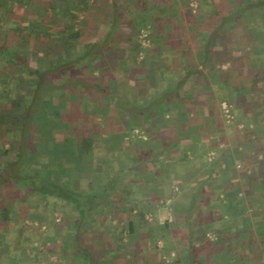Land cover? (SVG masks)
Segmentation results:
<instances>
[{
    "label": "rangeland",
    "instance_id": "obj_1",
    "mask_svg": "<svg viewBox=\"0 0 264 264\" xmlns=\"http://www.w3.org/2000/svg\"><path fill=\"white\" fill-rule=\"evenodd\" d=\"M11 1L14 5L16 2L21 3L23 1L26 2L27 0H7V3H10ZM52 2L59 4L57 10L49 15L51 21L56 24L58 16L60 17L64 15L63 8L66 4V0H52ZM237 2L238 0H168V2H166V0H90V3L94 5V14L92 17L89 16L86 18L85 23H83L82 20L88 13L82 12L79 15L76 20V27L81 29L82 36L76 44L70 46L66 45V48L70 54H76L89 47L91 44L90 42L102 41V36L99 34V31L107 28L112 18V10L109 9V7H111V4L113 5L116 3L115 5L119 10L118 21L122 24L120 29L123 33H126V35H131L140 47L135 58L136 61L143 58L146 50L150 48V46H153V37L149 34V29L151 27L153 33H156L157 36H159V42H164L165 45L162 46L164 51H168V46L166 44L170 41L176 49L186 45V54L174 50L172 55L168 52L169 55H167V58L164 60H157V67L159 70L157 78L161 79V68L165 66L164 64H169V57H175V54L177 55L176 57L180 55L179 58L182 57V62L180 63L185 64L189 60V56H193V54L197 53L195 51L197 48L196 41H199V39H197L198 37L196 36H198L199 29L204 28L207 25L208 17H206V15L208 13L206 12L209 11V13H211L216 7H222L225 4L233 7ZM12 3L8 4L9 8H11ZM199 3H201V5ZM200 6H202L201 10L199 9ZM262 9L263 14L259 19L264 23V7ZM102 16H104L105 19L101 22L99 17ZM214 17L215 19L218 17L216 16V13ZM214 17L210 18L212 22L214 21ZM18 18L19 16L15 15L14 22H17L19 20ZM245 18L247 17L243 16V21H245ZM254 20L255 18L253 17L250 19V21ZM156 21H158L159 25L154 23ZM208 24H210V21H208ZM162 27L165 28V30L167 29L166 33L163 32ZM31 32L36 33L34 30ZM5 33L4 35L0 34V42L6 41L7 48L16 55H18L21 50L24 51V49L30 51V55L26 57V60H33L35 62V68L40 70V72H43L44 69H48L52 66L51 61L53 55L51 56V54L44 53L39 49L44 45V41H37L33 45L34 49H30L28 45L23 44L19 39L13 42L12 39H10L9 34ZM115 38H119V34H117ZM114 40L107 45L110 49L107 50V53H105L106 55H103L104 47L101 49L97 48V52L93 53L92 57L82 60L79 64L81 66L80 69L71 68V66L61 72L59 71V75H51V79L42 78L39 73L29 76L21 75V73L16 72L18 64H5V62L0 60V78H3L4 81H0V92L6 87L4 84H6L5 82L7 80V83L10 82L9 84L12 86V90L16 95L24 96V98H27L28 100L31 98L30 105L32 110L38 105H43L45 100L48 99L50 94L48 87L51 84H61L63 82H70L72 84L76 82L80 84L76 91L71 92V89H69V91H67V89L66 94L63 97V100L65 101L64 105H69V98L72 101H75L74 110L76 111L77 109L75 107H77L79 114L76 117V124L74 122L71 123L70 128L62 126L59 129H56V127L53 126L55 139L63 140L64 133L72 130V124L79 128L81 125L83 126V124L87 123L86 129L91 131L93 130V122L101 123L103 115L106 114H110L113 117L111 120H108V123H112L116 126V129L111 134V138L109 137L110 139H108V134L106 132H101V140L95 141V152L90 155V158L95 160L93 171L91 173L85 170V164H81V167L77 168V170L74 169L73 165L76 161L74 157L69 158V156H65L64 154H49L48 151L42 150L41 147L34 153H31L28 148L22 147L23 153L22 155H19L17 154V151H19L20 145L24 144V142L26 145L28 144L26 141L28 139L26 132L24 130L22 131L20 126H16L10 134L9 132L0 130V150H6L13 145V150L6 155L4 154L0 156V212L2 203L4 202L8 207V214L13 216L11 220L14 222L21 220V224L24 223L23 229H26L25 235H30V238L25 240L24 243L23 241L19 243L20 248H22L21 252L24 254L23 248L29 249V252H31L36 246H39L41 253L39 258H37L38 261L36 264H51L52 261L62 262V264H70L73 256L69 254L67 248L71 245L69 242L73 239L80 210L76 208L74 203L71 204L66 200L62 201L57 199L54 197L55 195L48 194L44 189L37 190L35 187L36 179L32 177V175L31 177L22 176L23 179L18 180L19 178L15 175L16 173H13V167L20 163L24 164V168L28 170H35L36 177L54 178L62 184L70 182L71 187L73 188L78 186L80 178L86 177V185L90 189H92V186L96 181H105L108 178H114L115 181L109 180V186L111 184L117 185L116 178H120L122 168H126L128 164L134 166V169L129 170V173L124 175L125 181L118 182L116 192L119 194L116 193V195H110V201L107 203L113 205L109 206V209L108 207H105L104 209L101 202L93 205V213L84 220L82 229V232L88 230L89 238H84L82 242L88 244L92 252L115 251L117 250V247L125 250L130 247L131 249L141 248L142 252H146L145 244L136 241L134 233L129 232L127 229V221L132 218L138 227L141 225V230H143V232H141L140 236H145L147 234L150 239H148L151 243L149 254L152 256H158L159 259L155 260L158 264H188L187 252L189 248V238L187 235V228L183 226V221L184 216L188 213L190 207V199L193 201V193L196 190L190 192L187 191V188L179 187L178 181L169 178L168 174L174 167L178 171H185L192 167L189 160L196 157H203L204 149L199 150V152L194 154L190 150L192 156L189 151H187V156L185 157L183 154L184 148H182V146H184L183 144L186 142H189L185 130H182V138L178 147L172 148L166 152L163 151L158 153H156L157 146V148H154L152 143L151 147L144 144L143 141L148 140L144 128L133 125L130 128L126 127L123 130H117L121 126V114H128L130 110H139L134 104L140 105L148 101L151 98V95L154 94V89L158 83H152L149 75H147V77L142 75L135 79H132L128 75L125 76L126 73H124L121 65H124L129 57L126 55L122 56L125 52L123 53L122 51H119L120 56L116 60L111 59L112 56L116 54L114 48L118 47V42ZM52 43L61 44V39L52 36ZM127 46L126 48L129 50V47ZM128 50L127 52H129ZM152 52L153 55H158L160 53L159 50L157 51V47ZM166 54L167 53L164 52V55ZM102 58L109 61L113 66H116L118 68L116 70H118L119 73L115 75L114 78H111L108 83L102 84L97 83V77H94L93 79L96 83L92 80L93 83H90L88 89L85 84L88 83V78L91 75L101 76L100 74L102 73H100L99 68L102 69V72L106 69L103 66L105 64ZM175 64L179 63L172 60L171 65L175 67ZM174 67H172V69H174ZM198 68L202 70V76L196 73L190 78L189 87L191 90L184 93L185 101L180 102V107L184 111L190 110L188 107V100H186L185 97L193 93L192 88L193 86H197L196 83H198V86L203 90L209 89L213 95L215 94L214 90L217 86H215L216 82L212 81V73L207 74V68L203 66ZM131 70L132 69H128V71ZM172 74L173 71L170 72L171 76ZM50 80L53 81L51 82ZM165 80V77L159 80V84H166V86H168L167 84L170 82ZM34 88H36L35 92ZM3 97L0 95V110H7L9 104L5 102L7 101L6 96L5 98ZM116 105H121L123 108L122 113H120V108ZM172 106L173 105H171V107ZM88 107L89 112L82 115L84 110ZM105 107L106 110L103 115L95 114L94 117H92L93 112L101 111L105 109ZM214 108L216 113L215 117L218 122L227 125H234L237 116L235 115L236 111L233 101L225 100L219 105L215 100ZM176 109L177 108L175 107L159 111H163L165 116L170 115V112L172 111L175 112V115H179L180 113ZM9 112L11 114L13 113L11 111ZM145 126H147V124ZM75 132L76 137L78 136L76 139L79 140L81 132L80 130ZM37 133L38 132L34 131V134L37 136L35 138L36 142L40 141L38 140ZM72 144V152L78 156L79 152L77 146L75 143ZM157 144L159 145V142ZM31 145H34L32 144V141H30V146ZM152 153L156 155L157 160L155 158L153 162H149L145 158ZM85 159L87 158L81 157V155L78 158L81 162H84ZM64 161H66L67 164V170L64 173H62L61 170L56 171L52 165L48 166L49 164H52V162L63 163ZM168 161L172 164L170 170L167 171L168 173H159L158 170L165 169L166 162ZM159 162H161V164ZM144 165L145 168L156 167L157 172L153 173V171H151L146 173V169L142 168ZM241 166H243V164H241L240 167ZM48 168L50 170H48ZM261 173L262 174L257 171V174L262 178L264 177V171ZM68 174H72L73 177H70ZM12 177L14 179H11ZM260 179L258 181H250L251 186L242 185V188H240L241 191H246V193L244 192L241 194V197L243 198L242 209H246V212L242 211L240 214H231L225 218L220 211H214V213H211L209 219H204L203 222H201L205 226H208L209 224L215 223L216 218L217 220L226 219V222L232 226L231 229L235 230L233 236H231L229 240L223 241L221 240L220 229L225 222L216 221L214 229L207 232L209 241L205 242L203 239H193V253L191 252V256L194 257V255H196L199 264H209V256L210 254L212 255L209 242H215L216 240L225 243L223 247L224 253L227 252L229 248H231V252L238 251L242 248L244 249L245 246L241 241L243 238L249 239V241L245 243L246 248H248L249 251L256 250V244L255 242L253 243L250 241V237L251 235L256 236L259 232L264 234V216L262 217L263 221H260L261 225L254 226L251 217V214L253 215L254 212L252 211V208H248V205H255L261 200L264 185H258ZM82 184L83 183H81V185ZM127 185L130 186L128 194L125 190ZM254 187L260 189L261 194H249L247 192V190L250 191L249 189L254 190ZM243 188L245 189L243 190ZM120 194L127 195L129 198L130 202H128V209L126 211L120 209L119 201L122 198ZM207 196L208 195L204 192L199 198L205 199ZM196 199L198 198L196 197ZM9 202H13L12 205L8 206ZM175 203L183 204L186 208L185 211H179V208L176 207L177 204L174 205ZM202 208H205L203 207V204L193 203L194 213L192 215L196 218L197 223H200V221L198 222V215H201L200 210ZM140 212L143 213L142 220L139 219L138 214ZM205 215L206 214H204V216ZM8 223H10V220L6 222L0 221V233L8 232V229H10ZM240 226L242 227V230L246 232V235H244L242 239H237ZM68 232H70V234ZM68 234L69 236L66 237ZM262 241L261 244H264V240ZM257 245V247L260 246L259 242ZM12 252L13 249L6 241L1 243L0 256H4L6 259V257ZM65 252H67L66 255L64 254ZM63 254L65 257L61 258ZM6 264H8L7 259ZM220 264H223L222 259L220 260ZM251 264H253V262Z\"/></svg>",
    "mask_w": 264,
    "mask_h": 264
},
{
    "label": "trees",
    "instance_id": "obj_2",
    "mask_svg": "<svg viewBox=\"0 0 264 264\" xmlns=\"http://www.w3.org/2000/svg\"><path fill=\"white\" fill-rule=\"evenodd\" d=\"M15 2V1H14ZM168 2V0H166ZM7 0H0V34L4 35V33H8L10 36V39H12L13 42L17 41L18 39L22 41L23 44L28 45L30 49H34L33 45L37 41H44V45H42L39 49L43 51L44 53L51 54L52 61H51V67L48 69H44L43 72H40V70L36 69L34 64L35 62L33 60H26V57L30 55V51L24 49V51H20L18 55L13 53L11 50L7 48V42H0V60L5 62V64L10 63L12 65L18 64V68L16 69V72L21 73V75L29 76L33 75L35 73H39V75L42 78L45 79H51V75L58 74L71 67V68H77L80 69L81 66L79 65L83 59L90 58L93 56V53H96L97 50L102 47H104L103 55H106L107 50L110 49L107 47V45L113 41L118 42V47L114 48L116 51L115 55L112 56L111 59L116 60L120 54L119 51H122L125 54H122V56L126 55L129 57L124 65H121L123 67L124 73H126L125 76H129L132 79L138 78L139 76L147 75L150 76L152 83H158L156 84V87L154 89V94L151 95V98L146 101L143 104H134L136 107L139 108L136 111H129L128 114L122 113L123 108L121 105H116L120 108L121 114V126L117 130H123L124 128L132 127L133 125L144 128L146 135L148 136V140H144V144L151 147H156V153L163 152V151H169L172 148L178 147L181 141V133L182 126L186 125L189 122V115L184 114L183 109L181 106V101L184 100V93L186 91H190V78L198 73L201 75V69L198 68L197 65L191 64L190 62L183 64L180 67H176L172 69L171 64H164L161 68V76L163 79L165 77L166 80H168L170 83L166 84H159L160 78H157V73L159 72L157 67V60L160 59L164 60L167 58V55L173 54L174 50L180 51L183 54H186L185 47L186 45H183L181 48H174L172 45V42L170 41L168 44V51H164L162 49V46L165 45L164 42H159V36H157L156 33H153L152 27L149 29V34L153 37V46L148 48L146 50L145 55L143 58H141L139 61H136L137 53L140 49L139 45L136 43V41L132 38L131 35H126V33H123L120 29L121 22L118 21L119 16V10L116 7L115 4H111L109 9L112 10V18L109 22L107 28L104 30H100L99 34L102 36V41H96V42H90V46L87 47L85 50L78 52L76 54H70L67 46L74 45L76 42L80 39L82 36L81 29L77 26L76 20L78 19L79 15L82 12L88 13L85 18L82 20L83 23H85V19L89 16H93V8L94 5L90 3V0H66V4L63 8L64 15L58 16L57 23H53L50 19V13L52 14L57 10L59 7V4L53 3L52 0H27L26 2L23 1L21 3L16 2L12 3L11 8H9ZM201 5V3H199ZM206 6V5H205ZM216 7V6H215ZM264 7V0H238L236 5L229 6L225 4L222 7H216L213 12L208 13L206 17H208V21H210V24H208L204 28L207 27H214V31H212L210 34L203 33L202 29H200L198 32L199 41L200 38L206 41L209 39V41H206V44H210L212 40L217 41L219 39H222L225 35L220 33L217 34V31H222L223 29H231L234 31L235 29L241 27L246 28V32H239L240 34L235 36L237 39L241 38V42H245L247 44L246 47H250L253 44V41L255 38L262 39V42L264 43V34L261 38V33L256 34L259 27L261 25L264 26V23L261 22L259 17L263 14V8ZM202 6L199 7L201 10ZM206 8V7H205ZM108 9V8H107ZM190 12V11H189ZM215 13H216V19H215ZM15 15L19 16V20L17 22H14ZM243 16L247 17L245 18V21H243ZM90 17V18H91ZM214 17V21L212 22L210 18ZM255 18L254 21H250L251 18ZM105 19L104 16L99 17V20L101 22ZM249 20V21H248ZM79 21V20H78ZM81 21V20H80ZM264 21V20H263ZM155 24H158V21L154 22ZM212 23V24H211ZM262 23V24H261ZM159 25V24H158ZM162 26V25H161ZM36 31V33H33L31 31ZM218 31V32H219ZM223 30L222 32H224ZM5 33V34H6ZM119 34V38H115V36ZM52 36H56L61 39V44H53L52 43ZM230 37V36H229ZM233 37V34H232ZM128 43V44H127ZM157 43V44H156ZM206 44L203 45V54L204 56H208L207 52V46ZM32 45V47H31ZM128 45V46H127ZM129 47V50L126 48ZM157 47V51H160V56L153 55V50H155ZM98 48V49H97ZM164 48V47H163ZM172 49V50H171ZM26 50V51H25ZM127 50L129 52H127ZM164 52L167 53L164 55ZM169 52V54H168ZM264 52V51H263ZM262 52V53H263ZM22 53V55H21ZM127 53V54H126ZM250 50L247 49L246 53L243 52L242 57L245 58L246 62L245 65L239 66V71H246V73H251L254 78V81H259L260 79L264 78V65H256L254 67L251 65V56H250ZM156 56V57H155ZM233 56V54H231ZM241 54H236V57L241 61L243 58L241 57ZM102 57V56H100ZM159 57V58H158ZM188 57V56H187ZM226 58V57H225ZM103 59V58H102ZM244 60V59H243ZM103 65L106 69L104 72H102L101 68H99V71L101 76L97 75H91L88 79V83L86 84V87L89 89L90 83L96 81L93 79L94 77H97V83H108L111 78H114L115 75H117L119 72L116 66H113V64H110L109 61L104 60ZM112 61V60H111ZM1 62V61H0ZM243 62V61H241ZM148 64V65H147ZM108 65V66H107ZM118 66V65H117ZM147 67V68H146ZM128 69H132L131 71H128ZM178 69V70H177ZM207 69H209L207 67ZM212 69V68H210ZM218 70L221 72V69L218 67L215 68L214 73H212V79L217 80V72ZM60 71V72H59ZM173 71L172 76L170 75V72ZM15 72V71H14ZM49 74V75H47ZM114 75V76H113ZM62 76V75H61ZM48 77V78H47ZM165 80V81H166ZM0 81H3V78H0ZM51 81V80H50ZM53 81V80H52ZM51 81V82H52ZM4 82V81H3ZM92 82V83H93ZM216 82V81H215ZM4 84L6 87L3 88L2 92H0V95H2L3 98H7L6 103L9 104V107L7 110H0V130L4 132L11 133L12 130L15 129L16 126H20L22 131L24 130L26 132L27 136V142L28 146L24 142V144L20 145L19 151H17V154L23 153L22 147L28 148V150L32 153L38 151V149L41 147L42 150L48 151L49 154H64L65 156L74 157L76 159L73 167L77 170V168L81 167V164H85V170L91 173L93 171L94 167V161L92 158H90L91 153L93 154L95 152L96 146L95 141L101 140L100 134L101 132H106L108 134V139L111 138V134L116 129V126L112 123H108V120L112 119V115L110 114H104L105 109L99 110L98 112H93L92 117H94L95 114H101L103 115L102 122L101 123H95L93 122V130L88 131L86 129L87 123L81 125V127H75L73 124L71 126L72 130L67 131L64 133L63 140H57L55 139V132L54 127L56 129H59L62 126L69 127L71 123H74L76 121V117L78 114V108L75 107L77 110H74V103L75 101H72L70 98L68 100L69 105H64L65 101L63 100L64 95L66 94V90L69 91L71 89L72 91H76L77 88H79L78 83H70V82H63L61 84H51L48 89L50 90V94L48 96V99L45 100V103L42 105H38L34 110L31 109V98L28 100L27 98H24V96H18L16 93L12 90V86H10V82L7 83V80ZM257 82H252L251 86L248 88V92L253 91L254 87H257ZM36 88H34L35 92ZM264 94V93H263ZM261 93V97L254 101L253 103L256 105V107L261 108L264 114V95ZM44 101V100H43ZM63 103V104H62ZM237 104V102H236ZM239 104V101H238ZM171 105L176 106V110L180 113L179 115H175L174 111L170 112V115L165 116V113L163 111L159 110H166ZM243 105V104H242ZM71 107V108H70ZM100 109V108H98ZM243 113L246 114L243 107L240 108ZM175 110V111H176ZM13 112L12 114L9 112ZM89 112V107L84 110L82 115H85ZM242 117H246L245 115H239L238 118L241 119ZM264 117V116H263ZM93 121V120H92ZM76 124V122H75ZM147 124V126H145ZM186 124V125H185ZM54 126V127H53ZM264 126V124H263ZM82 128V129H81ZM175 128V129H174ZM77 130H80L79 140L76 138V132ZM34 131L38 132V142L35 141V138L37 137L34 134ZM252 135L249 136V143L252 144L253 141L257 142L256 146V152L262 153L263 156L261 160L257 162L258 167V173L262 174L261 172L264 171V127L255 128V130L251 131ZM78 134V133H77ZM97 135V136H94ZM110 137V138H109ZM30 141H32V144L30 146ZM159 142V145L157 144ZM37 143V144H36ZM72 143H75L77 146V150L79 152V155L76 156L75 153L72 152ZM26 145V146H25ZM11 150H13V145L11 148H8L6 150L1 151L0 150V156L8 154ZM155 151V150H154ZM173 154V153H172ZM184 156H187V151L183 152ZM87 158L84 162H81L78 160L79 156ZM156 158V155L152 153L149 156H146V160L149 162H153ZM157 160V158H156ZM178 161V160H177ZM157 162V161H155ZM158 163V162H157ZM161 164V162H159ZM52 165L56 171L61 170L62 173H64L67 170V164L66 161L62 162H52V164H49L48 166ZM172 164L170 161L166 162L165 169L158 170L159 173H166L170 170V167ZM134 166L127 165L126 168H122V173L120 178L117 179V185L118 182L124 180V175L126 173H129V170L134 169ZM145 168V165L142 167ZM25 169V170H24ZM72 169V168H71ZM146 173H149L153 171V173L157 172L156 167L152 168H145ZM151 169V170H150ZM48 170H50L48 168ZM70 170V169H69ZM73 170V169H72ZM13 173H16L15 175L19 178L18 180L23 179L22 176H30L34 177L36 179V185L35 187L37 190L44 189L45 192L48 194L55 195L57 199H60L62 201H68L71 204L74 203L77 209H79V219L76 223L75 232L73 234V239L69 242L71 245L69 246L68 251L71 256H73L72 261L70 264H100V259L98 256L91 251V248L88 244L83 243L82 240L84 238H89L88 230L83 229V223L84 220L93 213L94 210V204L100 203L105 207L112 206L113 204L107 203L110 201L109 197L110 195L114 194L116 195L117 191V185L111 184L108 185L109 180H113L114 178H108L105 181H96V183L93 184L92 189L88 188L86 185L87 178L82 177L79 179L78 186L73 188L71 187L70 182H67L66 184L60 183L58 180L54 178H46V177H36L35 173L36 171L28 170L24 168V164H16L13 167ZM168 173V172H167ZM70 177H73L72 174H68ZM49 177V176H48ZM11 179H14L13 177ZM17 179V178H16ZM26 179V178H25ZM119 179V180H118ZM125 181V180H124ZM115 182V181H114ZM113 182V183H114ZM80 183V185H79ZM81 183H83L81 185ZM134 183V182H132ZM128 184V182H127ZM203 185V184H202ZM258 185H264V177L260 179L258 182ZM127 191V194L129 193L130 186L127 185L125 188ZM205 192L204 186H199L196 191L193 193V201L190 199V207L188 209V213L184 216L183 226L187 228V235L189 240V248L187 252V261L188 264H199L198 258L196 255L194 257L191 256L192 247H193V239H200L209 241V238L207 236V232L214 229V226H216V221L219 222H226V219L217 220L213 224H209L208 226H205L203 223L204 219H209L211 213H214V211H220L223 212V208H232V214H240L243 211V198L236 197L234 199H228L226 204H222V200H218V202H214L210 199L209 195L207 198H199V196H202V194ZM46 193V194H47ZM122 193V192H121ZM119 194V193H118ZM122 198L120 199V209L123 211H126L128 208V202L129 198L127 195L120 194ZM196 195V196H195ZM196 197L198 199H196ZM107 199V200H106ZM205 202V204H204ZM193 203L195 204H203V207L200 210L199 220L200 223L196 222V218L193 217L194 209H193ZM208 207V208H207ZM207 208V212H206ZM252 211L258 213L263 217L264 216V194L261 196V200L257 202L255 205L252 206ZM1 218L2 219H9L10 216L8 214V207L3 202L1 207ZM204 214H206L204 216ZM139 219H143V213L140 212ZM198 219V218H197ZM246 219V218H245ZM196 222V223H195ZM217 222V223H219ZM127 229L129 232L134 233L136 241H140L143 244L148 245L150 247V239L148 238L147 234L145 236H140L141 232V225L138 227L137 224H135L134 220L131 218L127 221ZM137 226V227H136ZM241 228V229H240ZM145 231V230H144ZM238 237L237 239L244 237L246 235V232L242 230V227H239L238 230ZM146 233V232H145ZM161 236V235H158ZM157 236V237H158ZM149 239V240H148ZM120 241V240H119ZM132 242V241H131ZM211 245V253L213 256V262L214 264H220V260H223V264H237L239 258H237L238 252L237 250L234 252H231V248L228 249L227 252H223V247L225 243L220 242L216 240L215 242H209ZM155 245V244H154ZM213 249V250H212ZM140 248H136L135 252L137 255H133L134 262L133 264H142V255L138 256ZM193 253V252H192ZM211 255V254H210ZM210 257V256H209ZM220 259V260H218ZM193 261V262H192ZM192 262V263H191ZM219 262V263H218ZM62 264V262H52L51 264ZM201 264V263H200Z\"/></svg>",
    "mask_w": 264,
    "mask_h": 264
},
{
    "label": "crops",
    "instance_id": "obj_3",
    "mask_svg": "<svg viewBox=\"0 0 264 264\" xmlns=\"http://www.w3.org/2000/svg\"><path fill=\"white\" fill-rule=\"evenodd\" d=\"M162 30L164 33L167 31V29L165 30L163 27ZM214 30L215 29L212 26L202 29L203 33L206 34H210ZM223 30L225 31L222 32ZM223 30H218L219 32L217 31V34L222 33L225 36L217 41L212 40L210 44H206V41L208 42L209 39L204 41L202 39L203 37L200 38V41H196L197 50L195 49V51L197 53L193 54V56H189V60L187 61V63L190 62L198 67H208L209 69H206L207 74L214 73L215 68L217 67L221 69V72L219 70L217 72V80H212L213 82L216 81L215 86H217L214 90V95L209 89L203 90L198 86L199 84L196 83L197 86H193L192 88L193 93L185 97L186 100H188V107L190 110H183V112L184 114L189 115L190 121L187 125L185 124L186 127H182L189 138V142L183 144L184 146H182V148H184V151H189L190 155L191 151L194 154L199 152V150L204 149V156L201 158L196 157L190 159L189 161L192 164V167L185 171H178L174 167L170 170L168 177L172 180H177L179 187L187 188V191L190 192H193L203 184L205 187V193L209 195L212 201L215 202V200H222V204H226V200L228 199L230 200L236 197L242 198L241 194L244 192L246 193L244 190L245 188H243L244 192L240 190L242 185L251 186L250 181H258L261 178L259 174H257V162L261 160L263 154L256 152V141H253L252 144L248 141L250 138L249 136L252 135L251 131L258 127H264L263 111L253 103L262 96L261 93H264V78L259 81H254V76L250 72L246 73V71H239L238 67L245 65L246 60L242 55L243 52L246 53L247 49L250 50L249 54L251 58H253L251 59V65L254 67H256V65H264V43L262 42V39L255 38L253 44L248 48L246 47L247 44L245 42H241L243 39H237L235 37L240 34L239 32H246V28L239 27L234 31L229 28ZM259 33H261L262 38V35L264 34L263 25H261L256 32V34ZM204 44L207 46L208 56H204L203 54ZM237 53L241 54L240 58L242 57L244 59L241 60L243 62L236 61V59L240 60L236 57ZM231 54H233V56H231ZM176 56L177 55L175 54V57H169L168 62L171 64L173 60L179 63L175 64V67L171 65L174 68L183 65L180 63L182 62V57L179 58L180 55L178 57ZM252 82H257L258 86L254 87L253 91L251 90V92H248V88L251 86ZM215 100L219 105L225 100H231L234 102V108L236 111L235 115L237 116L234 125H227L218 122L214 110ZM240 105L243 107L246 114L239 109ZM175 107L176 106L173 105L169 108ZM239 115H245L246 117L239 119ZM239 164H243V166L240 167ZM249 190L250 191L247 190L249 194H261V190L258 188ZM263 194L264 190L262 191V195ZM12 203L9 202L8 206L12 205ZM174 205L179 208V211L182 210V212H184L186 209L183 204L175 203ZM252 206L253 204H250L248 205V208L251 209ZM223 209L224 213H222V215L225 218L232 214L231 207H224ZM243 211L246 212V209H243ZM9 216V219H2L0 214L1 222L10 220V223H8L10 228L8 229V232L0 233V245L2 242L6 241L13 249V252L9 256L6 257L5 255L8 264H36L38 261L37 258H39L41 253L39 246H36L31 252H29V249L23 248V253L25 255L22 254V248H20L19 243L21 241L24 243L25 240L30 238V235H25L26 229H23L24 223L22 222L23 224H21V220L14 222L11 220L13 216ZM251 217L254 226L261 225L260 221H263V218L258 211L254 212L253 215L251 214ZM231 227L232 226L227 222L222 225V228L220 229L221 240L227 241L233 236L235 229L233 230ZM68 233L70 234V232ZM69 234L66 235V237H68ZM257 234L256 236L251 235L250 237V241L253 243L255 242L256 244V250H250L252 252H250L245 245L249 239L243 238L241 240L245 248L237 251V258H239L237 264H251L252 262L253 264H264V244H261L263 242L262 240H264V234L261 232H259L258 235ZM258 242L260 244L259 247H257ZM116 249L117 250L115 251L109 249L110 251L93 252L100 259V264H103V262L104 264H133V255H137L134 248L131 249L130 247L125 250L117 247ZM146 250V252H142L140 248L138 253V256L142 255V264H158L157 261H155L156 259H159L158 256H152L149 254L150 251L148 245H146ZM66 253L67 252L64 254L66 255ZM64 254L61 258L65 257ZM209 258V264H214L212 259L213 256L210 255ZM6 259L4 256H0V264H6Z\"/></svg>",
    "mask_w": 264,
    "mask_h": 264
}]
</instances>
